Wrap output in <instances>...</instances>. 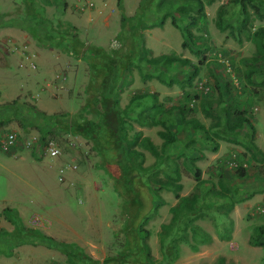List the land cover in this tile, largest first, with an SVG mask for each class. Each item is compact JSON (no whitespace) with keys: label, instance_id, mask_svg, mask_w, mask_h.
<instances>
[{"label":"rangeland","instance_id":"1","mask_svg":"<svg viewBox=\"0 0 264 264\" xmlns=\"http://www.w3.org/2000/svg\"><path fill=\"white\" fill-rule=\"evenodd\" d=\"M164 1L166 5L162 0H0V119H9L0 133L14 130L24 139L30 134L42 136L40 127L45 126L41 121L28 111L15 115L14 104L57 115L63 123L98 121L101 108L94 97L97 99L101 88L100 93L114 88L120 107L128 104V137L140 132L159 148L163 139L158 130L163 127L158 121L167 114L155 111L158 123L154 126L138 123L137 114L152 106L167 110L188 104L190 108L182 117L177 111L169 115L167 124L177 141L166 157L160 160L145 148L135 147L143 152L140 163L149 171L128 179L126 186L99 166L103 160L96 143L74 131L69 136L63 130L46 134V138L61 140L59 157H36L22 147L9 153L0 150V264H80L58 249L59 241L75 242L103 264H117L116 254L128 250L125 227L131 223L132 212L138 214L136 223L150 232L147 241L154 264H213L220 255L236 264H264V246L249 242L255 228L264 224V76L257 74L252 82L243 77L255 66L264 67V61L256 58V44L232 26L240 11L238 5L228 4L219 18L217 9L228 0H201L204 16L199 15L197 24L191 25L188 16H198L196 5ZM169 4L173 7L165 14ZM249 15L254 27L264 24V19L254 16L252 7ZM185 28L195 44L188 41L183 45L188 37ZM73 45L76 51L71 50ZM215 48L220 52L219 64L210 55ZM44 49L47 53L53 50L51 64L39 56ZM161 54L194 64L203 56L207 59L190 85H168L166 81L174 78L187 82L191 72L179 65L155 70L140 58ZM110 56H116L118 68L122 66L119 81L120 69L107 64ZM234 71L242 79L240 83L237 78L233 87L227 83L228 73ZM152 93L153 97H137ZM228 107L247 110L254 130L243 127L227 138L209 131L219 145L213 151L205 134L193 131L188 120L217 130ZM251 134L259 150L247 147ZM240 165L246 166L245 176L237 172ZM196 166L207 192L197 211L183 221L203 227L212 241L201 243L189 223L176 235L177 257L173 259L175 255L166 254L160 243V231L161 224L169 222L170 207L177 199L171 189L154 186L150 178L154 174L165 178L177 167L182 184L179 194L186 195L195 190ZM221 184L233 195V206L228 198L213 196ZM130 186L138 188L139 202L133 199V192L125 190ZM151 190L160 197H150ZM6 208L17 210L26 228L39 229L53 239L26 232L30 241L23 242L25 231L5 218Z\"/></svg>","mask_w":264,"mask_h":264},{"label":"trees","instance_id":"2","mask_svg":"<svg viewBox=\"0 0 264 264\" xmlns=\"http://www.w3.org/2000/svg\"><path fill=\"white\" fill-rule=\"evenodd\" d=\"M181 2V6L189 3L196 5V11L198 12V16H188L190 24L196 25L198 22L199 15L204 16L203 8L204 4L201 0H179ZM162 2L166 5L165 1ZM228 4L238 5L240 7V11L238 13V17L235 20V23L232 25L236 31L239 33L244 34L245 37L249 38L256 44V58L258 60L264 61V24L254 27L253 22L250 20V7L253 8L254 16L259 19H264V0H228L227 3H222L217 9V15L220 18L222 14L225 12V8ZM161 7V4L160 6ZM173 5L169 4L168 8L166 9V13L170 12ZM164 14V15H165ZM123 21H126V17L123 16ZM172 23L176 27H179V24L176 21V18H172ZM185 34L188 33V37L185 39L183 45H188V41L195 44V40L191 36L190 32L185 28ZM234 34V33H233ZM235 35V34H234ZM236 37H240L235 35ZM68 37V36H67ZM72 37V36H71ZM70 39V37H69ZM75 39V38H74ZM75 42V41H74ZM78 47V46H77ZM72 51H76L77 48L73 45L70 47ZM135 50V48H132ZM211 56L218 63V57L220 52L218 49L211 50ZM132 53V52H130ZM134 53V52H133ZM109 58V57H108ZM111 59H108V62L113 64V69H120L118 74V81L119 77H121L120 73L123 72L122 66L118 68V62L116 61V56H110ZM130 58V56H129ZM140 58L144 59L147 64L154 67L155 70L160 69L161 67H167L172 65H179L182 67L183 70H187L191 72L189 80L186 82L182 80L180 82L179 79H169L166 81L168 85L173 83H178L182 85L184 84H191V80L193 77L197 76L200 72V66L204 64L206 57L203 56L202 60L198 63L194 64L190 60L186 58H181L179 56L170 55V54H161L157 57L152 58H145V56H141ZM130 63V60H129ZM128 63V64H129ZM219 64V63H218ZM126 67L127 64H124ZM174 67V66H173ZM178 68V67H177ZM125 69V68H124ZM235 74V76H234ZM234 74L228 73L229 75V84L231 86H236L234 83V79L238 78V81L241 83L240 76L238 75L237 71H234ZM260 74L264 76V67L255 66L248 70L247 73H244L243 77L245 81L252 82L253 76ZM116 75H113L112 78L114 79ZM121 79V78H120ZM117 84V82H116ZM115 84V87H116ZM219 88L218 84L216 85ZM102 90V88H101ZM100 90V91H101ZM98 91L97 99L94 100L99 101L100 103V110L98 111L99 120L94 121L91 119L83 120V122L79 124H68L63 123L61 120H58L57 115L47 116L44 113H38L33 108H28L26 106H16L15 104L12 107V112L16 115L18 112H21L23 115L26 111L31 114V116L36 117L37 120L41 121L45 128L40 130L43 131L41 139L43 141L46 140V134L49 135H57L54 134L55 131L63 130L66 133L73 131L76 133L81 134L83 137L87 139L93 140L98 148V152L102 156L103 166L101 168L108 172V174H112L119 177V180L124 183V185H128L129 182L133 180L138 175H143L149 171V168L142 167L140 163V159L143 157V152L138 151L135 149L136 146H140L148 150L151 154H153L158 159H163V156L166 157L167 150L173 147V145L177 141V135L173 132L171 126L167 124L169 122V115L173 113V111H177V113L182 117L185 115L186 112L190 110L188 104H179L173 106L171 109L162 110L159 106H152L148 108L146 111H141L137 114L134 118L138 123L144 126H154L159 124L162 125L163 129L158 130V135L163 139L161 146L158 148L154 142L151 140L149 136H143L140 132L134 133L131 138L128 137V128H130V124H128V104L125 107H120L119 100L117 97V93L115 92L114 88H110V91H103L100 93ZM153 97L154 94H140L137 96L138 98H144L145 96ZM197 98V96H194ZM193 97V98H194ZM186 98L189 100V95H186ZM136 99V98H133ZM88 103V102H87ZM82 107L84 110L87 104ZM9 107V105H8ZM155 111H161L167 114L165 120H155L154 113ZM247 110L240 109L238 107H228L224 108V121L220 129H215L211 127H206L205 124L199 122L198 120L189 119L188 124L189 127L200 134H205L204 139L208 141L209 146L212 147L213 151L218 149V142L212 138V132L216 137L227 138L229 134H233L235 132H239L242 130L243 127H247L251 131L254 130V125L252 124L251 120L246 116ZM147 114V115H146ZM148 116V117H147ZM168 120V121H167ZM9 122V119H0V127L5 125ZM220 121L217 122L219 124ZM47 125V127H46ZM129 125V126H128ZM212 129V130H210ZM224 134V135H223ZM247 147L249 149H256L259 150L257 145L253 141V134L250 135L249 139L247 140ZM113 154H111V153ZM245 168L246 166L240 165L239 169L237 170L240 176H245ZM194 176L196 179L195 183V190L190 192L186 195H180L179 191L181 190L182 184L180 183V171L176 167L170 174H168L165 178L155 177V174L150 178L151 182L154 186H158L160 188H169L174 192V195L177 199V202L170 207L171 218L169 222L161 224V231H160V243L163 246L164 250H166V254L175 255L173 259L177 257V253L175 251V244H176V235H179L180 231L186 230L189 223H191L192 230L195 234L200 237L201 243H210L212 241V237L208 231H206L203 227L198 224L192 223L191 220L183 221L185 217L193 215L197 211V204L199 201L204 197L207 187L205 185V180L201 177V169L199 167H195ZM151 185V184H150ZM154 188V187H152ZM138 188H134L130 186V188L125 189L126 191L133 192L134 198H138L139 202V192ZM137 192H136V191ZM213 191L210 190V192ZM150 197L159 198V194L156 190L150 191ZM229 189L226 185L221 184V188L218 190L213 191V196L218 198H228L230 201V205L233 206L234 204V197L233 195L229 194ZM137 194V195H135ZM134 203V202H133ZM132 205V203H131ZM136 206V205H135ZM140 206V203H139ZM138 207V206H137ZM5 218L13 223L16 229H21L20 231H25L22 235L26 238L27 233H35V236L41 238H48L53 239L45 235L39 229H31L26 228L21 224V219L17 214V210L6 208L4 210ZM201 215L195 217H200ZM138 217L137 213L132 212V216L129 217L131 223L125 227L126 229V242H128V250L127 251H120L114 259L116 260L117 264H154L153 258L150 252V246L148 244L147 239L150 236V232L148 229L143 228L142 223H136L134 219ZM184 217V218H183ZM264 237V224L259 225L255 228L254 233L251 235L249 242L254 245L264 246V241L262 238ZM23 242L30 241L29 238L22 240ZM168 241L167 244L165 242ZM58 249L66 254L71 260H78L80 264H103L100 260L94 258L90 254L84 252L80 246H78L75 242H67V241H59L56 243ZM193 249H196L195 246H192ZM164 261V260H162ZM172 261V260H170ZM163 264V262H161ZM171 264V263H168ZM213 264H236L232 260H228L225 256L220 255L216 258Z\"/></svg>","mask_w":264,"mask_h":264},{"label":"built area","instance_id":"3","mask_svg":"<svg viewBox=\"0 0 264 264\" xmlns=\"http://www.w3.org/2000/svg\"><path fill=\"white\" fill-rule=\"evenodd\" d=\"M234 82L237 84V79H234ZM67 135L69 136L71 133L68 132ZM19 147L29 149L36 157H59L62 154V144L61 140L58 138L50 137L43 141L41 137L36 136V134H30L24 139L14 130L0 133L1 151L9 153ZM230 163L232 165L235 164L234 161ZM73 167H75V165ZM60 179H62V177H60Z\"/></svg>","mask_w":264,"mask_h":264},{"label":"crops","instance_id":"4","mask_svg":"<svg viewBox=\"0 0 264 264\" xmlns=\"http://www.w3.org/2000/svg\"><path fill=\"white\" fill-rule=\"evenodd\" d=\"M43 48H44V47L40 48L39 51H41ZM49 49H50V48H49ZM44 51H46V52H44ZM47 52H48V50H47V49H44L42 52L39 53V56H40L42 59H47V60H49V62H50V64H51V63H52V53H53V50H52V52H49V53H47ZM45 64H46V66H47V65H50V64H48L47 62H46Z\"/></svg>","mask_w":264,"mask_h":264}]
</instances>
